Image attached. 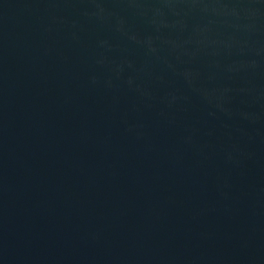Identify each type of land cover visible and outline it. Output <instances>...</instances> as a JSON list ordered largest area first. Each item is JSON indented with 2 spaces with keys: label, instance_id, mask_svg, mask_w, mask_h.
<instances>
[{
  "label": "water",
  "instance_id": "water-1",
  "mask_svg": "<svg viewBox=\"0 0 264 264\" xmlns=\"http://www.w3.org/2000/svg\"><path fill=\"white\" fill-rule=\"evenodd\" d=\"M0 264H264V0H0Z\"/></svg>",
  "mask_w": 264,
  "mask_h": 264
}]
</instances>
